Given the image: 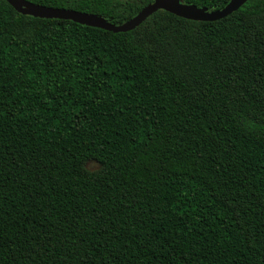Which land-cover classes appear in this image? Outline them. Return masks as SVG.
Masks as SVG:
<instances>
[{
  "label": "trees",
  "instance_id": "obj_1",
  "mask_svg": "<svg viewBox=\"0 0 264 264\" xmlns=\"http://www.w3.org/2000/svg\"><path fill=\"white\" fill-rule=\"evenodd\" d=\"M0 264H264V0H0Z\"/></svg>",
  "mask_w": 264,
  "mask_h": 264
},
{
  "label": "water",
  "instance_id": "obj_2",
  "mask_svg": "<svg viewBox=\"0 0 264 264\" xmlns=\"http://www.w3.org/2000/svg\"><path fill=\"white\" fill-rule=\"evenodd\" d=\"M16 12L37 18H55L70 20L78 24L100 28L110 32H127L135 29L150 15L164 10L175 16L194 21L213 22L225 18L237 11L248 0H229L222 8L210 10L207 7L185 3L182 0H152L143 6L134 16L121 24H115L105 17L69 8H55L28 0H5Z\"/></svg>",
  "mask_w": 264,
  "mask_h": 264
},
{
  "label": "rangeland",
  "instance_id": "obj_3",
  "mask_svg": "<svg viewBox=\"0 0 264 264\" xmlns=\"http://www.w3.org/2000/svg\"><path fill=\"white\" fill-rule=\"evenodd\" d=\"M131 1H141V0H131Z\"/></svg>",
  "mask_w": 264,
  "mask_h": 264
}]
</instances>
